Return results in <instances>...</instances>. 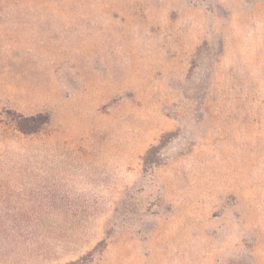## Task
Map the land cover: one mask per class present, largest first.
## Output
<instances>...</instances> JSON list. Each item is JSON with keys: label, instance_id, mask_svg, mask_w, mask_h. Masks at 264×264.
<instances>
[{"label": "rangeland", "instance_id": "1", "mask_svg": "<svg viewBox=\"0 0 264 264\" xmlns=\"http://www.w3.org/2000/svg\"><path fill=\"white\" fill-rule=\"evenodd\" d=\"M0 264H264V0H0Z\"/></svg>", "mask_w": 264, "mask_h": 264}, {"label": "trees", "instance_id": "2", "mask_svg": "<svg viewBox=\"0 0 264 264\" xmlns=\"http://www.w3.org/2000/svg\"><path fill=\"white\" fill-rule=\"evenodd\" d=\"M19 126L22 131L26 130L23 126H21V124Z\"/></svg>", "mask_w": 264, "mask_h": 264}]
</instances>
